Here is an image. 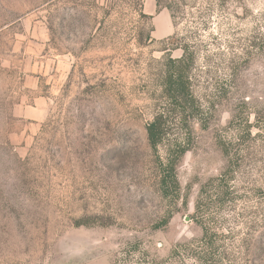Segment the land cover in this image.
<instances>
[{"label": "rangeland", "instance_id": "1", "mask_svg": "<svg viewBox=\"0 0 264 264\" xmlns=\"http://www.w3.org/2000/svg\"><path fill=\"white\" fill-rule=\"evenodd\" d=\"M0 264H264V0H0Z\"/></svg>", "mask_w": 264, "mask_h": 264}, {"label": "trees", "instance_id": "2", "mask_svg": "<svg viewBox=\"0 0 264 264\" xmlns=\"http://www.w3.org/2000/svg\"><path fill=\"white\" fill-rule=\"evenodd\" d=\"M158 7L161 9L162 6L158 1ZM169 8V7H168ZM170 9V8H169ZM174 65H177L176 71H172L169 74V77L166 78V87L168 88L167 91L169 93V97L172 101H176L178 104H185L189 102V96L185 97V94H188V87H187V72H186V59L181 58L174 61ZM166 128H165V121L164 116L160 115L154 120V122L150 123L147 127V135L149 143L156 147L158 146L166 136Z\"/></svg>", "mask_w": 264, "mask_h": 264}, {"label": "crops", "instance_id": "3", "mask_svg": "<svg viewBox=\"0 0 264 264\" xmlns=\"http://www.w3.org/2000/svg\"><path fill=\"white\" fill-rule=\"evenodd\" d=\"M161 18L158 21H161V24L163 25L162 28L165 29V34L166 35H170L171 32V26L169 24V14H162L160 16ZM156 21V18H155ZM162 29L160 30L158 27H156V34L158 33H162ZM164 32V31H163ZM45 107L43 104V101L41 99H37L36 100V104L34 107H30L29 109L25 110V112H23V117L24 118H32V116L30 115H36V116H40V118H42L45 115Z\"/></svg>", "mask_w": 264, "mask_h": 264}]
</instances>
